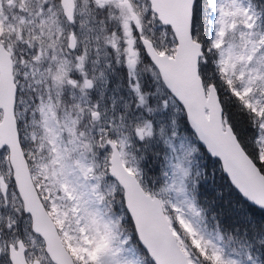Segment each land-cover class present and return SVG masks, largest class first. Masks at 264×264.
<instances>
[{"label": "snow or ice", "instance_id": "snow-or-ice-1", "mask_svg": "<svg viewBox=\"0 0 264 264\" xmlns=\"http://www.w3.org/2000/svg\"><path fill=\"white\" fill-rule=\"evenodd\" d=\"M0 264H264V0H0Z\"/></svg>", "mask_w": 264, "mask_h": 264}]
</instances>
